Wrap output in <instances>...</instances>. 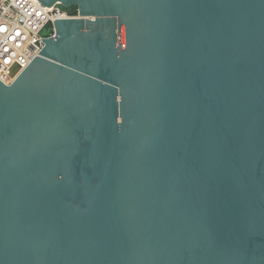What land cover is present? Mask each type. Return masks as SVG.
<instances>
[{"label": "water", "instance_id": "obj_1", "mask_svg": "<svg viewBox=\"0 0 264 264\" xmlns=\"http://www.w3.org/2000/svg\"><path fill=\"white\" fill-rule=\"evenodd\" d=\"M38 3L67 18L0 82V264H264V0Z\"/></svg>", "mask_w": 264, "mask_h": 264}, {"label": "built area", "instance_id": "obj_2", "mask_svg": "<svg viewBox=\"0 0 264 264\" xmlns=\"http://www.w3.org/2000/svg\"><path fill=\"white\" fill-rule=\"evenodd\" d=\"M58 5L46 11L38 0H0V82L11 84L55 37L54 22L67 18Z\"/></svg>", "mask_w": 264, "mask_h": 264}]
</instances>
